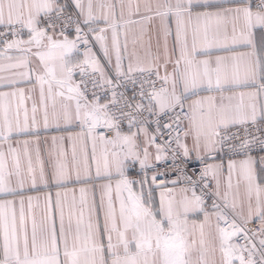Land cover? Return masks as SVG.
I'll list each match as a JSON object with an SVG mask.
<instances>
[{
  "label": "snow or ice",
  "instance_id": "obj_1",
  "mask_svg": "<svg viewBox=\"0 0 264 264\" xmlns=\"http://www.w3.org/2000/svg\"><path fill=\"white\" fill-rule=\"evenodd\" d=\"M0 264H264V0H0Z\"/></svg>",
  "mask_w": 264,
  "mask_h": 264
},
{
  "label": "crops",
  "instance_id": "obj_2",
  "mask_svg": "<svg viewBox=\"0 0 264 264\" xmlns=\"http://www.w3.org/2000/svg\"><path fill=\"white\" fill-rule=\"evenodd\" d=\"M30 104V102H29ZM53 135H61V133H57V132H48V133H42L41 136L39 137L40 140V149H41V154L43 158H47V153H48V149L51 147V137ZM34 139V138H33ZM45 139H47L48 143H45ZM226 164V162H225ZM53 193V197H54V193H55V189L51 190ZM30 195H40L43 196L44 192H40V193H29Z\"/></svg>",
  "mask_w": 264,
  "mask_h": 264
},
{
  "label": "built area",
  "instance_id": "obj_3",
  "mask_svg": "<svg viewBox=\"0 0 264 264\" xmlns=\"http://www.w3.org/2000/svg\"><path fill=\"white\" fill-rule=\"evenodd\" d=\"M225 162H226V161H225ZM250 227L258 228L259 225H258V224H255V225H252V226H250Z\"/></svg>",
  "mask_w": 264,
  "mask_h": 264
}]
</instances>
